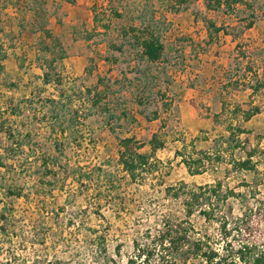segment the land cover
I'll use <instances>...</instances> for the list:
<instances>
[{"label":"rangeland","instance_id":"rangeland-1","mask_svg":"<svg viewBox=\"0 0 264 264\" xmlns=\"http://www.w3.org/2000/svg\"><path fill=\"white\" fill-rule=\"evenodd\" d=\"M29 6L37 13L47 11V20L56 23L49 29L51 38L43 30L23 33L17 18L5 19L15 30L0 38L15 47L35 39L43 77L49 75L46 82L32 74V81L21 84L17 67L3 77L0 69V215L10 202L11 226L17 229H11L12 240L29 264L36 259L128 264L135 255V241L145 245L148 233L156 234L165 219L185 218L182 202L167 196L168 187L185 183L194 189L219 180L222 193H236L227 201L213 197L212 209L226 220L210 222L196 212L191 218L196 234L211 237L221 253L229 249L236 254L251 243L264 247V224L258 216L264 201V88L257 93L246 88L264 75V0H242L233 11L227 7L210 11L205 0H31ZM207 20L227 26L213 42ZM251 21L254 26L249 28ZM144 26L166 45L165 58L157 64L139 59L132 31L123 32ZM69 42L80 46L67 50ZM4 55L0 52V62ZM22 63L19 60V70ZM190 92L198 97L190 101L193 108H186L180 102L190 99L192 94L185 96ZM98 93L105 97L96 103ZM247 103L261 112L244 122L232 112ZM8 105L19 117L3 119L1 109ZM192 118L214 124H202L198 132L197 123L188 122ZM230 124L246 129L240 139L249 138L258 149L256 172H232L231 155L236 159L246 155L224 144ZM156 133L166 143L155 156L158 171L140 173L134 182L118 162V139L134 137L150 153ZM203 149L212 155L209 162L205 158L208 170L191 176L176 152L198 158ZM217 151L222 161L213 157ZM87 172H92L93 181L79 180ZM9 190L20 193V198H7ZM248 206L258 212H253L251 233L241 223ZM3 221L0 216V225ZM34 223L42 225L39 230L44 225L47 240L35 237L34 229L30 232ZM102 235L107 256L98 248ZM4 239L0 236V246L7 248ZM193 263L200 261L189 262Z\"/></svg>","mask_w":264,"mask_h":264},{"label":"trees","instance_id":"trees-1","mask_svg":"<svg viewBox=\"0 0 264 264\" xmlns=\"http://www.w3.org/2000/svg\"><path fill=\"white\" fill-rule=\"evenodd\" d=\"M242 0H205L206 7L210 11H218L222 8L227 7V9L233 11L234 8L240 4ZM18 5V4H17ZM94 19H97L98 12L93 9ZM116 16L123 17L121 13H116ZM141 19V17H139ZM10 19V18H8ZM208 24L209 32V42H213L215 37H218L219 34L224 31L227 26L217 25L212 20L206 21ZM23 25V24H22ZM21 25V27H22ZM46 26V25H45ZM254 26V21H251L248 25L249 28ZM132 31V38L135 41L136 51L139 54V59L145 60L150 64H157L164 60L166 54V45L162 41L161 37L153 32L151 27L124 29L123 32L125 35H128V31ZM3 32V29L0 28V33ZM47 38H51V33L48 29L43 30ZM1 41V39H0ZM191 42H194L191 40ZM132 45V44H131ZM14 44H7L6 42H0V52L4 53L7 56V51L14 48ZM121 53L123 49L121 47H115ZM47 49H49L47 47ZM63 59V58H62ZM49 75L46 74L44 81H48ZM259 77H257L258 79ZM261 79L257 80L256 85L246 86L247 89L253 90V93L259 92L264 88V75L260 77ZM92 93V91L90 92ZM97 95V94H96ZM105 97L104 94L98 93L96 103L100 102ZM11 106V105H10ZM9 105L7 106L6 113L10 110L11 113H15L14 109H10ZM107 110V109H106ZM261 108L253 104H238L233 109V115L237 118H241L244 122L250 121L254 116L260 114ZM58 119V116H56ZM220 116H215L214 120H219ZM62 128V127H61ZM55 130V129H54ZM67 131L62 129V135H65ZM227 132L229 133L228 138L225 139L224 144H228L229 148L234 150H242L246 157L236 159L231 155L230 164L233 167V171H254L258 170L257 162L254 161L255 156L258 154V149L254 148L251 140L249 138L241 140L240 137L243 134H246L247 131L241 125L230 124L227 127ZM227 140V141H226ZM119 141V164L123 167L124 171L130 176L131 180L136 182L140 173L145 171L154 172L158 171L156 166L159 161L155 159L156 153L158 150L165 148V141L161 140L160 136L156 133L153 135L150 141L151 151L150 153H145L143 151L144 145L134 137H125L118 139ZM220 140L216 141L217 142ZM195 143H192L194 146ZM195 147V146H194ZM202 156L195 158L194 156L186 157L182 151H177V156H182V163L186 166L188 173L191 176L203 175L207 172V162L212 159V155H208V150L203 149L201 152ZM213 157H216L218 161L224 159L222 153L216 152ZM50 159H46L49 161ZM45 161V166L47 168L48 163ZM149 169V170H148ZM100 173L103 172L102 168H99ZM50 174L55 172L49 171ZM230 174V173H229ZM79 178V175H76ZM100 176V175H99ZM93 181L92 172H87L83 174V177H80L79 180ZM223 183L222 181H216L213 185L198 186L194 189H190L187 184L182 183L180 186L168 187L166 189L167 196L180 200L184 206L185 218L184 219H165L163 221L162 228L157 231L156 234L148 233V243L145 245L135 241V255L128 259V264H153V262H158V264H189L190 261L199 260V264H264V247L255 245L254 243L241 246L237 253L234 254L229 249L226 251L228 253H221V251L215 248L211 243V237L207 235H198L196 234L195 225L192 223L191 218L195 215L196 212H199L207 221L226 220V217H217V213L212 209V200L214 199H223L227 201L230 197L235 196L233 190H228L226 193H222ZM21 194L16 191L9 190L6 193L7 198L18 197L20 198ZM243 196V195H241ZM260 212L258 216H261L260 223L264 224V201L260 204ZM63 210V209H62ZM253 212L258 214L257 211L250 206L246 207L245 214L241 219V223L244 226V230L248 233L252 232L251 229V218ZM14 213L13 205L8 202L5 204L3 209V215H0L4 221L0 225V236L5 237L9 246H0V264H29L28 257H25L21 254L18 249L19 246L15 245L13 242L11 229L17 230L16 226H11L12 222L10 219ZM227 222L222 223L223 231L228 238L230 232L227 230ZM42 225L35 226L32 225L31 231L34 229L35 237L39 238L41 241L48 239V233L43 232L38 229ZM24 237H28L24 234ZM197 237H196V236ZM4 239V240H5ZM100 240L103 241L98 248L100 253H105L107 256V249L105 246V237L102 235ZM24 242V241H23ZM22 242V244H23ZM24 245V244H23ZM119 253V249H118ZM33 264H64L63 261L55 259H36ZM194 264V263H193Z\"/></svg>","mask_w":264,"mask_h":264},{"label":"crops","instance_id":"crops-1","mask_svg":"<svg viewBox=\"0 0 264 264\" xmlns=\"http://www.w3.org/2000/svg\"><path fill=\"white\" fill-rule=\"evenodd\" d=\"M45 2H47L48 0H44ZM29 2H31V0H0V28L3 29V32L0 33V38L2 37L3 33H11V30H15L14 26L11 27V25H8L5 22L6 18H17L18 20V24H19V29H23V33L25 32H36L39 34H42L43 32L41 30L44 29H51L52 27H55L56 23L50 19L47 20V18L49 17V15H47V11L46 13H37V9L30 8L29 6ZM17 3H19L20 5H17ZM23 3V4H22ZM45 8V5L43 8H40V10H43ZM69 7H67L68 9ZM80 12H82V9L79 8ZM84 11V10H83ZM88 11L82 12L81 14H86L87 15ZM11 13V14H10ZM31 18L32 21L31 23L26 21V19ZM50 23V25H49ZM23 24V25H22ZM52 24V25H51ZM22 25V27H21ZM40 26H43L42 29L39 28ZM46 25V26H45ZM58 32H61L58 29ZM19 33V31H18ZM35 39H30L29 42L25 43V44H21L18 45L10 50L7 51V56H3V60L0 62L1 63V77H3L4 72H6V70H9L11 68H16L17 71V75L20 76L23 80V82L21 84H26L29 83L30 81L33 80V77H31L32 74H36L38 76V80L39 81H43L44 79V74H43V70L41 68V66L39 65V58L41 56L40 54V50H38L37 47V42L35 41ZM73 42V41H72ZM72 42H69V45L66 46L67 50L72 49L74 46L79 47L80 44L79 42H76V44H73ZM12 43H9V45ZM31 50H34L35 52L32 54ZM19 60L23 61L24 63H22L23 67L22 70H19L18 68V62ZM63 61H67V59H64ZM39 63V64H38ZM12 72V71H11ZM4 92V91H3ZM11 94V93H10ZM192 94L189 98L190 99H186L188 97H186L185 99L183 98L181 100V104L180 105H184L186 108L191 106L190 105V101L194 98L198 97V94L193 92V93H185V96H188ZM25 98H28V95L25 96ZM188 101V103H187ZM192 107V106H191ZM193 108V107H192ZM6 108H2V113L3 115V119L5 118L4 116L8 115L9 118H16L19 117V113L15 112V113H11L10 110H8L9 112L7 114L5 111ZM219 113V112H218ZM11 115V116H10ZM195 116L198 117L199 113H195ZM211 121V120H210ZM208 120L205 119H200L198 120V118H192V120H188V122H193V123H197V127L198 128V132L202 127V124H206L208 123L210 124H214L213 122L211 123ZM194 126H196L194 124ZM195 137V136H194ZM193 137V138H194Z\"/></svg>","mask_w":264,"mask_h":264}]
</instances>
